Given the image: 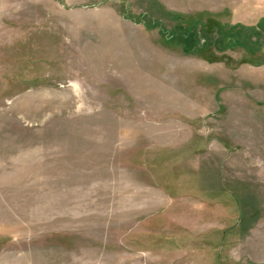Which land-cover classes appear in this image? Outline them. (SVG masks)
<instances>
[{"label":"rangeland","instance_id":"obj_1","mask_svg":"<svg viewBox=\"0 0 264 264\" xmlns=\"http://www.w3.org/2000/svg\"><path fill=\"white\" fill-rule=\"evenodd\" d=\"M237 2L0 0V264H264Z\"/></svg>","mask_w":264,"mask_h":264},{"label":"crops","instance_id":"obj_2","mask_svg":"<svg viewBox=\"0 0 264 264\" xmlns=\"http://www.w3.org/2000/svg\"><path fill=\"white\" fill-rule=\"evenodd\" d=\"M240 23L255 24L264 19V0H239L234 3Z\"/></svg>","mask_w":264,"mask_h":264},{"label":"trees","instance_id":"obj_3","mask_svg":"<svg viewBox=\"0 0 264 264\" xmlns=\"http://www.w3.org/2000/svg\"><path fill=\"white\" fill-rule=\"evenodd\" d=\"M264 20L261 21V23L263 22Z\"/></svg>","mask_w":264,"mask_h":264}]
</instances>
